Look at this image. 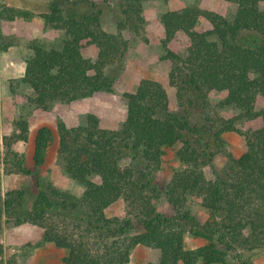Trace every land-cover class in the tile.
<instances>
[{
  "label": "trees",
  "instance_id": "trees-1",
  "mask_svg": "<svg viewBox=\"0 0 264 264\" xmlns=\"http://www.w3.org/2000/svg\"><path fill=\"white\" fill-rule=\"evenodd\" d=\"M147 1L50 0L40 17L64 36L59 45L29 42L21 81L33 93L30 102L47 110L55 102L112 93L130 48L125 32L145 39ZM226 1L232 5L226 16L192 0L159 18L161 60L169 61L168 80L176 90L174 110L160 82L142 79L135 92L125 93L126 116L119 128H102L95 114L72 127L57 122V163L83 187L80 195L55 187L35 171L54 141L50 127L37 129L36 169L26 167L15 144L28 140L29 125L23 117L15 120V130L0 142L4 172L22 173L27 181L34 176L38 192L26 208L28 182L3 194L0 185V216L39 226L43 242L67 250L62 264H126L138 245L159 251L158 261L147 264H230V258L231 264H252L242 253L264 248V107L257 108L258 99H264V0ZM107 6L117 17L114 33L101 25ZM33 16L0 0V20ZM201 19L208 29L198 30ZM179 35L187 38L183 53L169 48ZM91 45L94 60L82 52ZM1 48L8 44L2 42ZM219 92L225 96L212 102L211 94ZM226 133L244 138L239 157ZM170 154L179 167L162 177ZM218 158L224 162L220 167ZM207 167L213 170L210 178ZM161 196L172 213L158 211ZM119 200L126 205L125 215L109 217L107 209ZM192 204L207 212L204 221L192 213ZM186 234L205 243L186 248ZM2 255L0 244V264Z\"/></svg>",
  "mask_w": 264,
  "mask_h": 264
},
{
  "label": "rangeland",
  "instance_id": "rangeland-1",
  "mask_svg": "<svg viewBox=\"0 0 264 264\" xmlns=\"http://www.w3.org/2000/svg\"><path fill=\"white\" fill-rule=\"evenodd\" d=\"M9 6L31 10L34 16L28 20L17 19L15 21L0 20V142L2 137L10 135L14 130V121L25 118L29 125V136L26 142L18 141L15 149L26 157V167L35 170L33 161L34 137L41 126H48L54 133V141L45 153V162L35 171L49 180L55 187L68 191L74 195H80L83 187L72 180L59 167L56 159L57 122L62 120L68 127L85 124L88 114H95L99 124L105 129H117L121 126L126 116L127 100L125 93L135 92L142 79H152L160 82L166 89L171 109H175L177 102L175 88L169 84L168 72L170 63L161 60L164 49L161 40L164 37V29L159 21L160 16L167 10H179L188 5L192 0H149L144 4L143 17L145 19L143 35L145 39L125 32L129 39L130 48L124 61V70L114 85L112 93H95L93 96L74 101L70 104L60 102L53 103L47 110L30 102L31 89L26 86L21 78L25 70L26 59L31 55L29 42L38 39L46 45H59L63 39V32L48 27L40 17L47 12L50 0H1ZM203 9L211 10L222 15H228L232 5L226 0H200ZM101 25L108 32H116L115 21L117 17L113 6L104 8ZM209 23L201 19L198 30L208 29ZM7 43L8 48L2 50L1 43ZM187 44L184 35L169 44V48L178 53H183ZM83 55L91 60L95 59L96 47L86 46L82 50ZM225 96V93H212V102H217ZM264 107V99L259 98L257 108ZM224 138L232 148L235 157H239L245 150V140L236 133H226ZM168 153H170L168 151ZM159 175L170 176L179 167L178 160L172 154L164 160ZM127 160L123 162L126 164ZM224 164L222 158L215 161L220 167ZM212 168H205L208 178L212 176ZM0 185L1 193L8 190L22 188L27 184L25 207L31 206L38 192L34 176L27 181L22 173H5L3 165V148L0 145ZM97 179V178H95ZM157 209L163 213H172L171 207L161 196L156 203ZM192 213H195L202 221L207 217V212L197 204L190 205ZM126 205L122 200L115 202L107 209L109 217H123ZM42 229L29 222L17 224L15 218L0 216V244L3 247V264L6 259H11L12 264H62V258L67 250L57 248L51 242H43ZM205 241L201 238L185 235L186 248H196ZM243 257L252 264H264V248H257L242 253ZM159 251L154 248L136 246L126 264H147L157 262ZM233 259L230 258L231 264ZM197 264H205L199 260Z\"/></svg>",
  "mask_w": 264,
  "mask_h": 264
}]
</instances>
